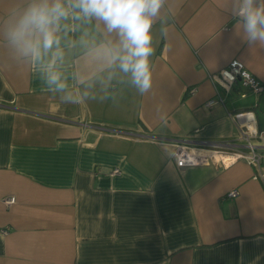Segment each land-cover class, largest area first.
<instances>
[{"label":"crops","instance_id":"1","mask_svg":"<svg viewBox=\"0 0 264 264\" xmlns=\"http://www.w3.org/2000/svg\"><path fill=\"white\" fill-rule=\"evenodd\" d=\"M28 2L0 0V264H264V89L218 76L237 59L264 85V46L243 42L231 0H169L152 27L146 95L87 54L81 40L118 39L96 20L62 21L76 30L58 33L53 70L68 88L51 90V53L30 61L5 37ZM240 111L261 133L259 165L232 149L176 165V140L245 144Z\"/></svg>","mask_w":264,"mask_h":264},{"label":"clouds","instance_id":"2","mask_svg":"<svg viewBox=\"0 0 264 264\" xmlns=\"http://www.w3.org/2000/svg\"><path fill=\"white\" fill-rule=\"evenodd\" d=\"M168 4L169 0H29L26 7L10 11L5 37L20 56L30 61L41 63L51 53L52 59L45 67L46 83L51 90L64 92L68 84L61 73L53 70L56 61L64 57L58 33L76 28L69 29L62 21L102 22L105 35L115 34L118 39H107L92 47L83 40L80 43L100 62V71L109 70V80L115 75L111 70L118 68L129 77L138 94L146 95L152 87L150 58L156 53L152 27ZM229 11L239 23L243 42L250 47L264 46V0H231ZM161 34L166 36L167 29L162 28ZM62 99L79 103L83 97L67 93Z\"/></svg>","mask_w":264,"mask_h":264},{"label":"built area","instance_id":"3","mask_svg":"<svg viewBox=\"0 0 264 264\" xmlns=\"http://www.w3.org/2000/svg\"><path fill=\"white\" fill-rule=\"evenodd\" d=\"M218 76L223 79L226 85L240 80L250 90L258 93L264 89L261 81L252 76L245 68L244 64L234 59L218 73ZM214 100L208 101L206 104L211 106L214 104ZM1 105V103H0ZM234 119L237 121L240 127L243 129L242 138L245 140V144L237 145L230 142H211L207 143L206 147L203 144L195 145L190 139H181L174 142V159L178 167L183 168L193 165H201L209 162L213 155L221 152H226L228 149H232L231 155L236 159L242 158L251 165H259L262 155L257 151V144L254 139L261 136V133L257 131L251 111H240L233 114ZM113 172H118V169H114ZM231 196H236L237 191L233 190L229 193ZM3 201L6 204H12L15 202V197H5ZM6 233V231H4Z\"/></svg>","mask_w":264,"mask_h":264}]
</instances>
